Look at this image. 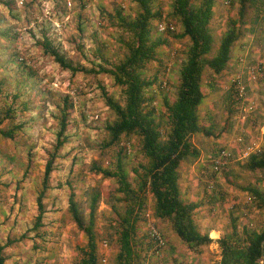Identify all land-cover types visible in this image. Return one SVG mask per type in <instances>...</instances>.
Returning <instances> with one entry per match:
<instances>
[{
	"label": "rangeland",
	"instance_id": "obj_1",
	"mask_svg": "<svg viewBox=\"0 0 264 264\" xmlns=\"http://www.w3.org/2000/svg\"><path fill=\"white\" fill-rule=\"evenodd\" d=\"M9 1L10 6L5 3ZM171 1L152 0L154 9L162 13L153 21L154 35L168 39L144 69L145 76L157 77L148 93L157 109L163 108L164 95L174 97L179 66L186 57L187 39L173 36L181 28L168 16ZM234 1L232 6L230 0H216L211 21L216 38L229 18H238L239 3ZM256 5V10L247 8V23L232 48L227 69L219 75L205 69L202 77L206 97L200 108L201 122L209 126L214 121L217 129L226 124L229 130L218 138L202 132L194 134L192 140L200 154L193 163H184L180 168L182 196L185 201L200 204L195 223L200 231L208 232L212 241L189 247L175 235L169 222L155 219L152 197L146 193V207L136 228L138 260L150 249L149 222L159 227L166 239L162 258L167 264H218L221 249L217 239L231 230L230 215L237 217L239 229L245 225L259 229L263 223V210L245 187L264 175L243 166L249 146L252 152L264 148V9L259 8L260 1ZM116 10L134 17L139 5L130 0H0V111L11 106L15 117L10 124L9 119L0 122V128L23 125L14 139L0 134V245L7 243L5 264L78 263L86 237L67 209L69 185L82 208L86 189L96 186L101 191L95 226L98 263H115L119 219L107 197L117 183L95 173L90 166L98 161L103 167H111L120 150L128 179L136 183L133 169L140 172V165L146 163L140 137L123 136L117 146L105 148V124L113 115L105 105L102 87L123 100L120 87L105 73L91 75L63 69L43 51L40 41L47 35L74 65L95 67L102 61L97 57L99 50L109 64L116 63L126 51L125 42L130 40ZM254 15L258 19L252 24ZM160 21L167 30H158ZM250 25L255 27L254 32L248 30ZM233 83L237 91L243 87L244 94L237 96L229 112V100H223L222 95ZM65 97L72 102L68 139L55 158L50 189L44 198L46 211L42 226L36 230V197L46 160L53 151ZM223 148L229 153L228 163L216 172L213 161ZM119 206L122 211L124 201Z\"/></svg>",
	"mask_w": 264,
	"mask_h": 264
},
{
	"label": "trees",
	"instance_id": "obj_2",
	"mask_svg": "<svg viewBox=\"0 0 264 264\" xmlns=\"http://www.w3.org/2000/svg\"><path fill=\"white\" fill-rule=\"evenodd\" d=\"M130 1L139 5V11L134 17L123 16L120 10H116L120 24L130 35V40L125 42L126 51L116 63L109 64L99 50L100 55L97 57L102 61L95 67L74 65L47 35L44 34L40 41L43 51L51 55L63 69L91 75L105 73L112 76L114 83L120 87L123 100L114 98L102 87L105 105L113 115L105 124V148L117 146L123 136L136 134L141 140V150L146 163L140 165V172L133 169L137 176L136 183L128 179L120 150L111 167H103L98 161H92L90 166L95 173L112 178L117 183L107 197L108 204L119 219L116 234L118 250L114 264H136L138 261L136 228L146 207V193L152 197L155 219L169 222L175 235L189 247L197 248L212 241L208 232L200 231L195 223L194 216L200 204L185 201L182 196L180 168L184 163H193L200 154L192 140L194 134L202 132L218 138L229 130V125L226 124H221L217 129L214 121L209 126L201 122L200 108L206 97L202 88L203 73L206 69L214 75H219L227 69L232 57V48L243 35L244 24L247 23V8L253 7L256 10V4L260 1L259 8L264 9V0H238V18H229L225 30L216 38L211 28L216 0H172L168 16L176 19L181 28L173 34L175 39H187L186 57L179 66L174 97L170 99L164 95L163 108L157 109L153 97L148 96L152 86L157 83V77L145 76L144 69L147 63L156 59L157 48L168 43L167 37L154 35L153 21L160 19L162 13L160 9H154L152 0ZM5 3L11 5V1ZM234 3V0H230L232 6ZM101 12L104 14V11ZM257 19V15H254L252 24ZM254 28L250 25L248 30L254 32ZM17 96L18 94H15L14 98ZM39 96L40 94H36V98ZM237 96L238 91L234 83L223 93L222 99L229 100V112L230 105L239 99ZM70 108L72 102L65 97L60 108L53 151L46 160L41 189L36 197L37 214L33 224V229L36 230L42 226L46 211L44 198L50 189L55 158L68 139L66 131ZM0 117V122L9 119L10 124L11 120L15 119L13 107L8 106L4 111H0ZM22 126V123L6 125L0 128V134L5 138L14 139ZM243 166L248 171L264 175V148L250 153ZM69 187L68 212L86 237L85 246L81 248L82 256L77 264H99L95 226L101 191L96 186L86 189L82 196L85 206L82 208L78 204L77 193L71 185ZM245 190L263 210V223L259 229H252L247 225L239 229L237 217L230 215L231 230L217 239L221 249L218 264H264V178L249 184ZM119 195L121 197H118ZM121 201H124L122 211L119 210ZM5 246L7 243L0 245V264H5L7 259Z\"/></svg>",
	"mask_w": 264,
	"mask_h": 264
},
{
	"label": "built area",
	"instance_id": "obj_3",
	"mask_svg": "<svg viewBox=\"0 0 264 264\" xmlns=\"http://www.w3.org/2000/svg\"><path fill=\"white\" fill-rule=\"evenodd\" d=\"M170 27L172 28V26ZM166 28L167 25L164 22L161 21L158 23V30L164 31ZM243 94L244 88L240 86L238 90V97H242ZM250 153H252V149L249 146L248 150L244 152V156H247ZM228 159L229 153L225 149L220 150L213 161L214 171L218 172L223 169L228 163ZM147 233L149 239L151 240L149 252L145 254L140 260H138L136 264H167L162 258V253L165 246V238L162 232L154 223L149 222Z\"/></svg>",
	"mask_w": 264,
	"mask_h": 264
}]
</instances>
